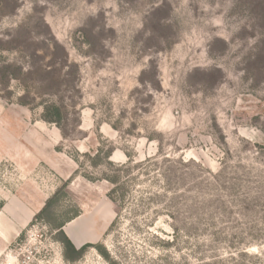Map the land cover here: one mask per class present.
<instances>
[{
	"label": "rangeland",
	"instance_id": "374dc122",
	"mask_svg": "<svg viewBox=\"0 0 264 264\" xmlns=\"http://www.w3.org/2000/svg\"><path fill=\"white\" fill-rule=\"evenodd\" d=\"M0 264H264V0H0Z\"/></svg>",
	"mask_w": 264,
	"mask_h": 264
},
{
	"label": "trees",
	"instance_id": "16d2710c",
	"mask_svg": "<svg viewBox=\"0 0 264 264\" xmlns=\"http://www.w3.org/2000/svg\"><path fill=\"white\" fill-rule=\"evenodd\" d=\"M63 119H64V114H63V108L61 106L51 105V106L45 107V110H44V120L45 121L60 125ZM48 205H46L45 209L39 215H41L46 210ZM62 228H63L62 226L59 227L60 233H63ZM63 244L65 247V258L69 261H75L81 258L88 247V245H85L81 248H78L71 239L65 236V234H64ZM97 250H99V252L105 258L109 260L111 259L109 254L105 250H102V248L97 247Z\"/></svg>",
	"mask_w": 264,
	"mask_h": 264
}]
</instances>
